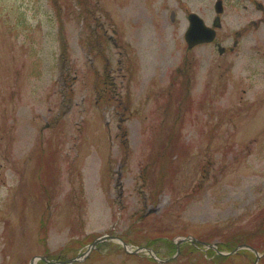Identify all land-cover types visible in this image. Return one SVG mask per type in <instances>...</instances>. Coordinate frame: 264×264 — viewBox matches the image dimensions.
Listing matches in <instances>:
<instances>
[{
	"label": "rangeland",
	"instance_id": "374dc122",
	"mask_svg": "<svg viewBox=\"0 0 264 264\" xmlns=\"http://www.w3.org/2000/svg\"><path fill=\"white\" fill-rule=\"evenodd\" d=\"M214 1L0 0V264L72 257L102 233L169 260L106 240L72 264H254L207 249L243 243L264 264V0H222L224 51L187 50L186 12L210 24ZM89 15L108 33L116 15L153 26L136 37L149 102L91 62L108 43Z\"/></svg>",
	"mask_w": 264,
	"mask_h": 264
},
{
	"label": "water",
	"instance_id": "95a60500",
	"mask_svg": "<svg viewBox=\"0 0 264 264\" xmlns=\"http://www.w3.org/2000/svg\"><path fill=\"white\" fill-rule=\"evenodd\" d=\"M218 9V11H219V8H217ZM192 28H194V26L192 27ZM192 28H190V30L192 31V32H195V34H193V33H191V32H189V36H190V38L192 39V40H195V38L197 37V36H199L198 34H200V32L201 31H195V30H193ZM211 34V32H207L206 33V35H210ZM202 40H209V39H202ZM122 245H123V247H125V249H127V245H126V243L125 242H122ZM140 248H137L136 250H139ZM72 259H69L68 261L70 262ZM31 263H33V260H31Z\"/></svg>",
	"mask_w": 264,
	"mask_h": 264
},
{
	"label": "flooded vegetation",
	"instance_id": "af4514ba",
	"mask_svg": "<svg viewBox=\"0 0 264 264\" xmlns=\"http://www.w3.org/2000/svg\"><path fill=\"white\" fill-rule=\"evenodd\" d=\"M120 121H121V122H123V121H124V118H123V117H121V118H120ZM118 126H119V125H118Z\"/></svg>",
	"mask_w": 264,
	"mask_h": 264
}]
</instances>
